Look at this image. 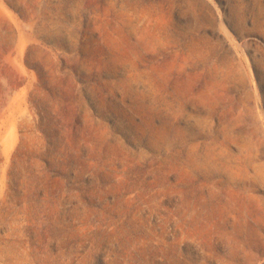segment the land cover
Instances as JSON below:
<instances>
[{"label":"rangeland","instance_id":"1","mask_svg":"<svg viewBox=\"0 0 264 264\" xmlns=\"http://www.w3.org/2000/svg\"><path fill=\"white\" fill-rule=\"evenodd\" d=\"M0 264H264V0H0Z\"/></svg>","mask_w":264,"mask_h":264}]
</instances>
